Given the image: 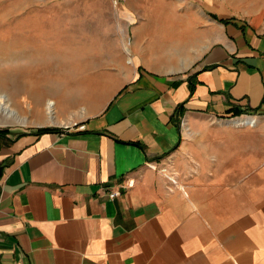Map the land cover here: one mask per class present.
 <instances>
[{
    "label": "crops",
    "instance_id": "0c3cea01",
    "mask_svg": "<svg viewBox=\"0 0 264 264\" xmlns=\"http://www.w3.org/2000/svg\"><path fill=\"white\" fill-rule=\"evenodd\" d=\"M118 1L0 0V21H40L50 5L56 29H70ZM255 4L196 0L175 20L122 12L124 27L69 46L79 63L67 68L82 71L62 83L87 86L85 118L0 135V264H264V6ZM30 36L42 52L64 35ZM31 94L48 118L40 111L27 125H68L52 117L57 101L48 109ZM188 150L195 170L173 190L162 169ZM127 179L134 186L110 198Z\"/></svg>",
    "mask_w": 264,
    "mask_h": 264
},
{
    "label": "rangeland",
    "instance_id": "374dc122",
    "mask_svg": "<svg viewBox=\"0 0 264 264\" xmlns=\"http://www.w3.org/2000/svg\"><path fill=\"white\" fill-rule=\"evenodd\" d=\"M222 1L230 2L237 9L242 8L245 1H254L258 8L264 6V0ZM195 2L196 0H119L116 8L110 4L107 6L106 13L98 12L87 16L89 19L91 17L92 22L79 16L78 19L73 20L70 29L67 27L64 30L56 29L55 22L51 20L50 5H44L43 11L37 12L36 15L41 16L40 21L30 20L29 13L25 16L27 19L22 21L14 20V15L5 21H0V105L4 106L5 110L0 111V130L9 129L8 134L14 136V133L22 134L42 127L66 129L67 126L84 119L83 114L86 111L83 108V102L80 101V96L87 86L62 83L63 80H74V77L82 71L67 68L69 61L72 65L79 63L77 53L70 50L69 46L77 40H83L85 32H91L93 29L96 32L99 30L115 32L116 29H120L123 25L121 23L124 22L122 12L133 14L137 20L146 19L149 14H168L175 20L179 19L181 13L185 12L187 7L193 6ZM119 24L121 26H118ZM9 32L11 38L8 36ZM30 32L48 34L45 36L47 39H51L52 32H62L64 36L60 49H57L59 51H53L52 45L46 43L42 52H32L36 43L35 38L30 36ZM75 34L80 37H76ZM20 86H23L25 91L19 92ZM34 91L43 99L50 100L47 102L48 109L51 108L53 101H57L58 104L54 107L52 117L55 121L64 119L68 125H27L29 120L40 116V111H43L42 117L48 118L43 108L40 107L37 110L38 113L32 110L42 103L40 99L33 100L31 93ZM201 123L210 122L203 120ZM194 136V133L188 132L190 141L194 140ZM191 156L189 150L184 154H179L176 160L162 169L168 186L173 190L184 188L189 178L192 177L191 172L195 170V161L190 158Z\"/></svg>",
    "mask_w": 264,
    "mask_h": 264
},
{
    "label": "built area",
    "instance_id": "2783aa9c",
    "mask_svg": "<svg viewBox=\"0 0 264 264\" xmlns=\"http://www.w3.org/2000/svg\"><path fill=\"white\" fill-rule=\"evenodd\" d=\"M134 183L135 182L133 179H127L125 182L113 186L114 188L108 192V196L110 198L120 196L124 190L132 188L134 186Z\"/></svg>",
    "mask_w": 264,
    "mask_h": 264
},
{
    "label": "trees",
    "instance_id": "16d2710c",
    "mask_svg": "<svg viewBox=\"0 0 264 264\" xmlns=\"http://www.w3.org/2000/svg\"><path fill=\"white\" fill-rule=\"evenodd\" d=\"M238 113H239L238 115L241 114V112H238ZM34 131L37 134H43V133L52 132V131H57L58 132V131H61V129L51 128V127H42V128H38V129H36ZM8 133H10L9 129L0 130V135H2V136L7 135Z\"/></svg>",
    "mask_w": 264,
    "mask_h": 264
},
{
    "label": "bare ground",
    "instance_id": "6f19581e",
    "mask_svg": "<svg viewBox=\"0 0 264 264\" xmlns=\"http://www.w3.org/2000/svg\"><path fill=\"white\" fill-rule=\"evenodd\" d=\"M4 110V106H1L0 105V111H3ZM5 111V110H4ZM8 112V111H7ZM8 113H10V112H8ZM243 121V120H242Z\"/></svg>",
    "mask_w": 264,
    "mask_h": 264
}]
</instances>
